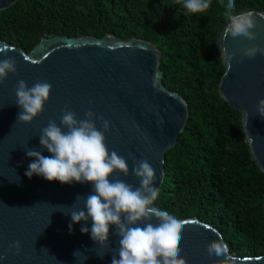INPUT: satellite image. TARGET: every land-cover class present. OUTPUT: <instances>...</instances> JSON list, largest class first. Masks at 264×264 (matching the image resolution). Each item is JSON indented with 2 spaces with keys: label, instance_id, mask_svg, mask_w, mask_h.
Returning <instances> with one entry per match:
<instances>
[{
  "label": "water",
  "instance_id": "1",
  "mask_svg": "<svg viewBox=\"0 0 264 264\" xmlns=\"http://www.w3.org/2000/svg\"><path fill=\"white\" fill-rule=\"evenodd\" d=\"M16 1L0 0V12ZM256 21L254 41L242 36L225 38L228 21L219 29L215 50L223 70L216 92L230 109L239 113L249 157L264 175V118L255 110L258 100L264 98V56L257 54L255 59L245 58L239 64L233 59L229 67L220 52V47L226 46L240 56L241 50L251 44L264 46V19L257 15ZM9 56L16 60L17 74H8L0 84V255L5 256L0 264H111L112 254L119 247L114 228L109 229V246L103 249L94 244L90 232L80 231L82 225L90 229L91 220L73 224L69 232L71 217L67 206L73 205L78 195L89 194L90 183L62 185L36 175L29 179L24 173L32 158L26 156L25 150L49 156L39 143L40 130L49 120L59 125L64 107L74 111L78 119L90 108L110 121V131L105 134L109 151L115 150L127 160L129 175L117 174L118 178L139 186L131 174L133 161L147 159L156 169L154 187H158L163 177L164 152L185 127L187 103L163 85L160 52L140 38H121L112 33L100 37L50 35L40 37L28 51L0 40V59ZM21 79L28 87L37 80L52 85L43 113L29 124L16 122L22 109L16 105L14 89ZM245 109L249 113L247 119ZM96 125L100 128V121ZM262 210L264 216V198ZM181 220L187 221L180 245L187 264H264V253L208 257L205 245L217 239L220 232L196 217ZM14 241L20 242L19 255L15 250L9 251ZM77 250L83 256L74 257Z\"/></svg>",
  "mask_w": 264,
  "mask_h": 264
},
{
  "label": "trees",
  "instance_id": "2",
  "mask_svg": "<svg viewBox=\"0 0 264 264\" xmlns=\"http://www.w3.org/2000/svg\"><path fill=\"white\" fill-rule=\"evenodd\" d=\"M211 0L186 15L177 0H17L0 12V40L28 51L40 37L112 33L151 42L161 81L187 103L184 129L164 152L154 206L215 227L232 256L264 253V175L250 159L239 113L217 95L223 70L215 37L227 22ZM236 12L264 11V0H235Z\"/></svg>",
  "mask_w": 264,
  "mask_h": 264
},
{
  "label": "clouds",
  "instance_id": "3",
  "mask_svg": "<svg viewBox=\"0 0 264 264\" xmlns=\"http://www.w3.org/2000/svg\"><path fill=\"white\" fill-rule=\"evenodd\" d=\"M210 3L211 0H182L186 15L204 13L210 8ZM222 6L225 9L223 16L228 21L225 38L242 36L249 41L257 39L254 31L256 17L259 15L264 19V13L257 14L252 10L237 13L235 0H227ZM220 52L231 67L233 59L239 64L245 58L255 59L257 54L264 56V46L251 44L241 50L240 56L226 46H221ZM8 74H17L16 60L11 56L0 59V84ZM51 90L52 85L46 80H37L31 87L24 80H18L14 92L16 105L22 111L18 113L16 122L29 124L42 114ZM255 110L264 118V98L258 100ZM243 113L247 119L248 111L245 109ZM97 121H100V128H97ZM109 131L110 121L96 115L90 108L82 119H78L69 108H62L59 125L55 120H49L47 126L40 130L39 143L50 155L44 156L33 149L25 150L32 162L24 175L29 179L33 175L40 176L48 182L58 181L62 185L90 183V193L78 195L74 204L67 206L71 217L69 232L73 224L81 221L86 224L91 220V228L82 225L80 231L82 234L90 232L94 244L103 249L109 246V229L114 228V234L119 237V247L112 254L111 264H187L180 246L187 221L154 206L159 189L154 187L156 169L147 159L133 161L131 174L137 178L139 186L118 178L117 174L127 177L129 167L125 157L115 150L109 151L105 143V134ZM80 202L83 206L76 207L75 204ZM216 235L217 239L205 245L208 257L226 256L228 253L223 236ZM11 250L19 255L20 242L14 241L10 245ZM73 255L79 257L83 253L77 250ZM4 259L5 256L0 255V261Z\"/></svg>",
  "mask_w": 264,
  "mask_h": 264
}]
</instances>
